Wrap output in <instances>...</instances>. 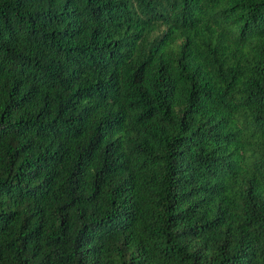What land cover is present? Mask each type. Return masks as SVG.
I'll return each instance as SVG.
<instances>
[{
	"label": "trees",
	"instance_id": "obj_1",
	"mask_svg": "<svg viewBox=\"0 0 264 264\" xmlns=\"http://www.w3.org/2000/svg\"><path fill=\"white\" fill-rule=\"evenodd\" d=\"M0 264H264V0H0Z\"/></svg>",
	"mask_w": 264,
	"mask_h": 264
}]
</instances>
